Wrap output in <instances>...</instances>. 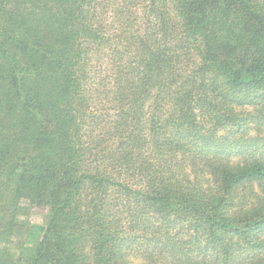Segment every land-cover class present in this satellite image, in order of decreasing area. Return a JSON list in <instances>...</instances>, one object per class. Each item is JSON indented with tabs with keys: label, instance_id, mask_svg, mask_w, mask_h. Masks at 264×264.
<instances>
[{
	"label": "trees",
	"instance_id": "16d2710c",
	"mask_svg": "<svg viewBox=\"0 0 264 264\" xmlns=\"http://www.w3.org/2000/svg\"><path fill=\"white\" fill-rule=\"evenodd\" d=\"M25 206L0 264H264V0H0V245Z\"/></svg>",
	"mask_w": 264,
	"mask_h": 264
},
{
	"label": "rangeland",
	"instance_id": "374dc122",
	"mask_svg": "<svg viewBox=\"0 0 264 264\" xmlns=\"http://www.w3.org/2000/svg\"><path fill=\"white\" fill-rule=\"evenodd\" d=\"M46 217V210L31 209L25 206L18 218L19 227L15 230L12 241L1 244L0 249L7 251L10 257L14 258H18L21 254L28 257L33 255L42 237L41 229L46 225ZM133 261L139 262L136 257L133 258Z\"/></svg>",
	"mask_w": 264,
	"mask_h": 264
}]
</instances>
